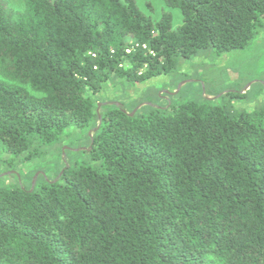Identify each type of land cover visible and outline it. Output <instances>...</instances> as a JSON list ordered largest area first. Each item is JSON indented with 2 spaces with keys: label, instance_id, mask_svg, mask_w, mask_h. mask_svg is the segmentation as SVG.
I'll return each mask as SVG.
<instances>
[{
  "label": "trees",
  "instance_id": "trees-1",
  "mask_svg": "<svg viewBox=\"0 0 264 264\" xmlns=\"http://www.w3.org/2000/svg\"><path fill=\"white\" fill-rule=\"evenodd\" d=\"M162 1L178 26L0 0V264H264V106L148 102L182 60L251 44L264 0Z\"/></svg>",
  "mask_w": 264,
  "mask_h": 264
},
{
  "label": "rangeland",
  "instance_id": "rangeland-1",
  "mask_svg": "<svg viewBox=\"0 0 264 264\" xmlns=\"http://www.w3.org/2000/svg\"><path fill=\"white\" fill-rule=\"evenodd\" d=\"M9 4L20 8L22 0H9ZM136 4L143 13L155 20L160 19L164 13H170L173 27L181 23L180 10L168 7L162 0H136ZM150 84L158 92L148 102L170 110L189 100H207L219 105L230 103L238 109L264 106V22L258 29L257 37L248 46L226 53L202 51L190 59L182 60L173 75L158 77ZM151 85L143 86L140 93ZM231 93L239 96L227 95ZM165 94H169V97ZM136 96L131 93L129 99ZM69 144L73 147H86L78 135ZM67 156L71 163L74 160H87L81 150L69 151ZM44 157L48 161L49 156ZM10 180L6 178L5 182L8 184Z\"/></svg>",
  "mask_w": 264,
  "mask_h": 264
},
{
  "label": "water",
  "instance_id": "water-1",
  "mask_svg": "<svg viewBox=\"0 0 264 264\" xmlns=\"http://www.w3.org/2000/svg\"><path fill=\"white\" fill-rule=\"evenodd\" d=\"M99 105H100V104H99ZM98 110H99V107L97 108V111H98ZM100 123H101V116H100V114H98V125H97L95 128H93L92 131L89 132V135H91L92 132L96 131V130L99 128ZM64 148H65V147H64ZM64 148H63V149H64ZM36 176H37V174L34 175L33 180H32V184L34 183Z\"/></svg>",
  "mask_w": 264,
  "mask_h": 264
}]
</instances>
